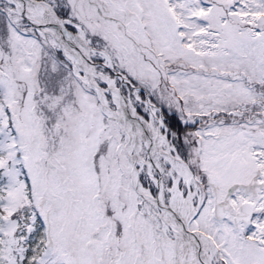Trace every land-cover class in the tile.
Returning <instances> with one entry per match:
<instances>
[{
  "label": "snow or ice",
  "instance_id": "snow-or-ice-1",
  "mask_svg": "<svg viewBox=\"0 0 264 264\" xmlns=\"http://www.w3.org/2000/svg\"><path fill=\"white\" fill-rule=\"evenodd\" d=\"M0 264H264V0H0Z\"/></svg>",
  "mask_w": 264,
  "mask_h": 264
}]
</instances>
